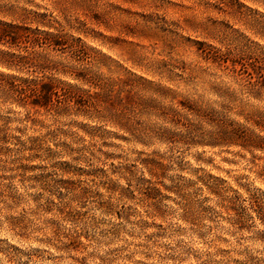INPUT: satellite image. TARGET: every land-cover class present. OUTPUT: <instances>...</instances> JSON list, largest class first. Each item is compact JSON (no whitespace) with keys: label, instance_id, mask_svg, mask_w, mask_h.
<instances>
[{"label":"rangeland","instance_id":"obj_1","mask_svg":"<svg viewBox=\"0 0 264 264\" xmlns=\"http://www.w3.org/2000/svg\"><path fill=\"white\" fill-rule=\"evenodd\" d=\"M0 264H264V0H0Z\"/></svg>","mask_w":264,"mask_h":264}]
</instances>
